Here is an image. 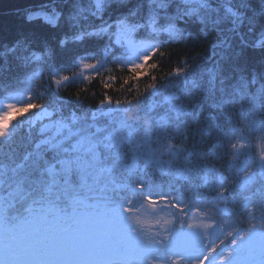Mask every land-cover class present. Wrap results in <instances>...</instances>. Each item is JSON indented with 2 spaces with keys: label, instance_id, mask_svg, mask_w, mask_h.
I'll return each mask as SVG.
<instances>
[{
  "label": "trees",
  "instance_id": "obj_1",
  "mask_svg": "<svg viewBox=\"0 0 264 264\" xmlns=\"http://www.w3.org/2000/svg\"><path fill=\"white\" fill-rule=\"evenodd\" d=\"M164 3L170 14L183 11L185 22L161 13V31L153 33L147 19L150 9L158 11L157 4L110 0L104 23L135 12L130 20L143 24L132 39L149 46L131 55L108 35L73 39L101 24L90 14L91 0L67 5L63 0H0V104L16 98L17 105L40 106L14 116L0 136V205L8 207L6 215L0 212V227L12 238L0 242V261H12L5 249L15 248L23 261L33 256L42 264L51 259L71 264L57 257L60 247L63 255L70 251L67 244L75 250L87 240L79 207L86 202L96 214L109 211L113 224L107 240L121 247V263L129 262L125 254L160 260L164 251L159 245H173L197 215L210 224L204 233L208 248L222 245L217 257L229 248L243 263L264 264V237L259 238L264 234L261 8L248 7L251 0ZM37 10L64 15L53 28L28 21ZM168 23H175L178 35L163 31ZM141 57H147L142 71L132 78L131 66ZM82 62L95 67L84 69ZM46 120L67 124L78 134L60 148L41 144ZM95 127L106 131L97 134ZM67 135L68 129L61 130L52 143ZM79 140H84L82 150L72 152ZM90 144L95 148L89 152ZM61 160L75 162L66 168ZM49 168L54 169L51 175ZM144 205L166 209L170 218L148 255L139 242L124 237L128 209ZM54 221L67 229L53 228Z\"/></svg>",
  "mask_w": 264,
  "mask_h": 264
},
{
  "label": "snow or ice",
  "instance_id": "obj_2",
  "mask_svg": "<svg viewBox=\"0 0 264 264\" xmlns=\"http://www.w3.org/2000/svg\"><path fill=\"white\" fill-rule=\"evenodd\" d=\"M110 0H91L92 8L89 9L90 14L93 18L96 20L101 21V24L99 27L92 28L88 32L81 31L79 32L73 39L76 41H80L82 39L88 38V39H103L105 35H108L110 39L117 45L119 44L122 47H125L131 55H136L139 52H141L143 49L147 48L149 46V42L147 41H140L136 42L132 39L133 34L138 33L139 28L143 27V24H137L134 21L130 20V16H134L135 12L128 13V14H122L114 23H104L103 22V16L106 12ZM186 2H189V0H186ZM192 2H195V0H192ZM64 4H68L69 0H63ZM149 5L157 4L158 11L149 10V15L147 19V25L151 28L153 33H159L161 29L158 27L159 21L162 18L161 13H164L165 16L171 15L174 20L178 21L179 23L185 22V16L183 11H180L179 13H168V4L164 3V0H159V3H157V0H148ZM248 7H260L261 8V16H264V5L259 4V0H251V3L248 4ZM229 12L232 11L231 8L227 9ZM55 11V9L53 10ZM80 12H84V8L79 9ZM195 11V9H193ZM64 15V13L56 12L55 15H52L48 12L37 10L36 12L30 14L28 16L29 22H37L49 27H57L60 24L61 17ZM74 18V17H72ZM164 32L169 33L173 36L179 34V29L175 26V23H168V27L163 29ZM123 35L125 38L124 40L119 39V36ZM117 37V39L114 41L113 37ZM65 41L62 40L61 44H64ZM218 45L213 44L212 47L215 49ZM259 46V42L257 44ZM34 58L36 60H40V54L36 53L34 54ZM147 57H141V63L139 64H133L131 66L130 72L132 78L136 77V73L139 71H142L141 65L143 64V60ZM82 68L84 69H90L94 68V64L82 62L81 64ZM144 68L147 67L146 64L143 65ZM61 79H66V77H61ZM59 81H57L58 83ZM255 83V81H253ZM264 90V88H262ZM110 102V97L107 98ZM7 112L2 113L0 115H3L4 117V124L3 127L0 128V136L5 135L8 132V129L11 125V121L19 113H22L24 109H27L29 111L38 109L39 105H16V104H8L7 106ZM47 116H51V113H45ZM95 118V117H94ZM52 125H45L41 128V133H44L45 131H48ZM68 129V135L64 137V139L57 141L55 144L52 143L53 140H55V136L49 137L47 139L41 140V144H49L52 148H60L61 145L64 143L65 140L76 136L78 133L72 131L67 124H60L57 130L56 135H59L61 130ZM106 131V129L101 127H95V133L99 134L101 132ZM84 144V140H79L77 143H74L71 147L72 152H80L82 150V146ZM39 146V145H38ZM95 148V145L90 144L87 151H93ZM65 152H68L70 149L64 148ZM78 159V158H77ZM75 161L72 160H61V165L66 166V168H70L71 165ZM54 169L49 168L48 172L51 175L53 173ZM206 171H214V170H206ZM239 171V170H237ZM55 183V181H53ZM248 183H251V178L249 180H246L243 184H241V190H244L246 185ZM143 185H141V188ZM149 202H152L154 198L152 196H149L147 198ZM179 207V205H177ZM128 211H131V209H128ZM148 243H154V241L149 240ZM222 245H217L216 247H213L211 249H208L207 246H205V251L201 253L198 257H196L197 264H209V261H212V264H225V261L229 258V256L232 255L231 251H228L227 255H223V259H220L219 257H215V253L217 252V249L221 247Z\"/></svg>",
  "mask_w": 264,
  "mask_h": 264
},
{
  "label": "rangeland",
  "instance_id": "obj_3",
  "mask_svg": "<svg viewBox=\"0 0 264 264\" xmlns=\"http://www.w3.org/2000/svg\"><path fill=\"white\" fill-rule=\"evenodd\" d=\"M17 103L16 98L1 103L0 114L7 112L6 106L8 104L17 105ZM2 117L3 115H0V128L2 124ZM45 125H52V127L43 133L44 136H42L41 140L55 136L60 124H55L52 121L46 120L42 123L41 128ZM129 215L130 221L127 222L128 227L126 229L127 232L124 233V237H128L132 242H139L144 250L151 251L153 247L158 245V235H163L170 224L168 210L153 207L151 205H144L135 211H131ZM97 218L99 219L101 216H98ZM191 222L192 223L188 226V228L186 227L180 233L181 237L175 241L178 247L173 248V255L171 257L174 264H197L195 258L197 257L199 249L203 244L206 228L210 224L202 221L197 215H195L194 219H191ZM141 223L144 224L142 229L141 226L139 227V224ZM104 225V222H102L99 227H96L97 225H92L91 229L94 233H99L102 231V227ZM149 240L154 241V243H148L147 241ZM101 243H103L101 236L97 235V238L90 237L87 240L81 241L77 248L79 250L87 251L88 253L96 252V248L101 246ZM106 245H109V243H106ZM232 257L233 256H229L230 259ZM62 260L64 262L70 260L72 264H76L78 262V260H74L73 255L70 252L66 253L62 257ZM156 264H159V262H156Z\"/></svg>",
  "mask_w": 264,
  "mask_h": 264
}]
</instances>
